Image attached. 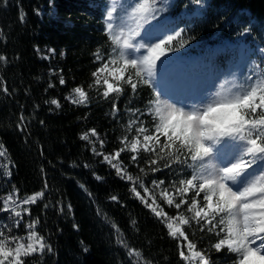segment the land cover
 I'll return each mask as SVG.
<instances>
[{"label":"trees","instance_id":"trees-1","mask_svg":"<svg viewBox=\"0 0 264 264\" xmlns=\"http://www.w3.org/2000/svg\"><path fill=\"white\" fill-rule=\"evenodd\" d=\"M104 4L105 0H0V151L5 153L0 157V208L9 196L15 199L9 211L0 212V225L12 230H0L5 236L21 237L27 246L26 225L36 221L31 231L52 251L23 255L22 264H187L181 252L187 253L189 244L210 264H234L236 253L215 249L221 239L216 231L191 221L183 228L187 239L174 238L133 192L134 187L143 196L148 189L157 209L175 218L184 207L169 206L152 182L163 180L162 188L180 187V180L192 176L182 170L191 158L186 150L183 155L177 151L178 142L161 153L163 159L129 150L135 112L150 130L157 124L146 113L155 97L140 83L135 92L121 85V92L104 95L98 73L115 50L106 31ZM195 10L191 0H170L168 11L158 17H172L171 28L183 29L165 46L161 60L174 56L163 65L166 68L179 58L204 55L236 41L245 48H264V0H208L200 14L194 15ZM237 51L226 48L219 62L226 67ZM239 80L244 82L241 74ZM76 88L85 93L83 101H75ZM85 135L87 140L82 139ZM165 139L160 137L161 144ZM117 152L119 156L111 159ZM175 155L183 163L175 162ZM117 168L122 169L119 174ZM33 196L35 203H22ZM13 208L22 219L14 216ZM16 219L20 225L12 227ZM5 247L13 248V242Z\"/></svg>","mask_w":264,"mask_h":264},{"label":"snow or ice","instance_id":"snow-or-ice-1","mask_svg":"<svg viewBox=\"0 0 264 264\" xmlns=\"http://www.w3.org/2000/svg\"><path fill=\"white\" fill-rule=\"evenodd\" d=\"M191 2L195 6H205V0H191ZM136 4L139 5L136 8L137 11H151L152 15L147 19L155 20L157 23L145 29L143 35L139 31H130L122 45L121 37L124 36V31L121 30L115 35V43L122 49L119 55L123 58L124 69L130 66L135 70L134 74L137 81L134 82L133 77L129 75L125 82L131 86L133 92L137 89V83L147 84L155 97L151 103L154 105L155 114L160 118V123L156 126L154 133L143 135L144 151L155 153L163 159L161 153L166 149L176 148L178 142L177 151L181 152V155H183L182 150H186L190 154L193 162L190 166L194 168V171L191 178L179 181L184 187L177 188L176 192L186 193L190 188L195 190L196 196H199L200 192H205L204 200L207 203L204 208L195 212V216L199 218L203 213L205 226H209L208 231L210 232L219 225L225 223L227 225L226 238L219 239V242L214 245L215 249L219 251L222 246H227L230 252L236 253L238 260L234 264H264V75H258L255 80H253L252 75H249L247 77L249 83L234 86L235 91L232 93L231 99L221 98L213 101L209 98L203 104L192 103L188 106L187 111H185L183 104L177 107L175 103H168L169 100H176V103H181L177 99L178 96L198 95L203 84L191 86L189 90L180 95L165 91L161 83L160 70L162 65L174 56H167L163 60H161V56L164 55L165 46H170L183 29H177L174 32L169 31L167 20H158L162 12L168 11L170 0H159V7L156 6V0H153L151 8H149L147 0L145 3L136 0ZM184 7L187 8L188 5L185 4ZM108 19L109 21L113 19L111 11L108 12ZM107 27L111 31L113 24L109 23ZM242 34L237 33V35ZM135 37H140L145 40V43H135ZM124 49L132 52H140L143 49L144 53L139 57L128 58ZM175 50L173 49V51ZM259 51L264 53V48L259 49ZM157 61L160 62L159 66H157ZM105 68H107V64L99 71L103 72ZM157 70H159V79H157ZM120 79H123V73H121ZM64 82L61 78L60 83L64 84ZM105 83L107 85L105 96L108 95V92L119 93L122 91L120 87H115L112 83L107 81ZM75 92L81 97L85 95L80 88H76ZM215 95L221 96L222 94L216 93ZM51 103L57 108L60 107L56 100H52ZM257 112H259L258 116ZM143 114L141 113V115ZM253 117L256 118L253 119ZM147 131L148 129L142 124L137 129L138 135L132 143L131 150L133 152H136L137 145L141 141L139 134ZM92 134L96 135L94 130ZM161 136L166 138L163 144L160 142ZM82 139L87 140L88 136L85 135ZM147 142H152V144ZM93 151L95 152V149ZM97 154L102 155V153ZM4 155L5 153L0 151V156ZM169 155L172 153L169 152ZM118 156L119 152L111 159ZM187 158L185 156V161ZM104 159L111 163L108 156H105ZM132 159L136 160V156H133ZM173 160L177 163H183L180 155L173 156ZM151 163L155 164L156 160L152 159ZM154 170L159 171L158 168ZM121 171L122 169L117 168L118 174ZM122 178L124 177L122 176ZM127 179L131 180L132 177L128 176ZM152 183L159 188L160 185L164 184V181L154 180ZM132 190L140 197V193L136 192L134 187ZM147 191L148 189H145V192ZM162 196L166 198V203L169 206L174 204L167 189L162 192ZM141 199L143 198L141 197ZM10 201H12V196L4 200L0 212L10 210ZM35 201L36 197L33 196L22 201V203H35ZM144 202L152 208L158 218L171 219L167 217V213L157 210L156 207H152V204H147V201ZM152 203H156L154 198ZM185 203L188 202L181 199L174 206L179 210L181 205ZM195 207L196 200L193 199L188 211H192ZM11 211L15 217L22 219L20 211H15L14 208ZM24 211L27 212L28 209H24ZM221 214L227 215V221ZM217 216H220L219 221L213 223ZM176 219H180V217L177 216ZM182 222L184 224L189 223L187 219ZM35 223L36 221H33L26 225V228L30 229L27 246L20 242L21 237H8L5 236L3 230H0V237H3L0 239V257H11L14 252L15 264H22L20 260L22 255L42 254L45 248L51 252V246L44 242V238L35 231H31ZM19 225L20 219H16L12 227H19ZM167 227L172 230L170 234L173 237H176L177 233H180L181 236L184 235L179 227H173V223H167ZM0 228H7L9 232L12 230L6 224L0 225ZM201 230L203 231V228ZM224 231V228L220 229V232ZM220 232H217L218 236ZM184 238L187 239V237ZM9 240L13 242V248L6 249L5 244ZM188 247L192 248L194 245L189 244ZM192 255L199 257L203 264H209L202 253L194 252ZM181 256L185 260L189 259L184 256L183 252H181ZM0 264H4V260L0 259ZM9 264L12 262L10 261Z\"/></svg>","mask_w":264,"mask_h":264},{"label":"rangeland","instance_id":"rangeland-1","mask_svg":"<svg viewBox=\"0 0 264 264\" xmlns=\"http://www.w3.org/2000/svg\"><path fill=\"white\" fill-rule=\"evenodd\" d=\"M140 3H145V0H140ZM153 3V0H147V4L149 5V8H151V5ZM159 0H156V6H158ZM208 0H205V6L199 7L195 6L196 10L194 12V15L200 14L207 6ZM139 5L136 4V0H105V4L103 6V10L105 11V24H106V31L109 34L110 38L112 39L114 43L115 50L112 52L111 56L108 58L106 62H104L103 66L107 64V68L103 72L98 73V81L101 82L106 91H107V85L105 81L108 83H112L115 87H120L121 85H127L125 81L128 79L129 75L133 77V81L136 82L137 78L135 77V72L133 73V69L129 66L127 69H124L123 66V58L120 57L119 53L122 50L120 46H118L115 43V35L118 34L121 30L124 31V36L121 37V45L123 43V40L127 38L130 31H139L141 35H143V32L145 29L150 28L152 25L156 24L157 21L155 20H148L147 17H150L152 15L151 11L147 12H140L137 11L136 8H138ZM112 12L113 19L109 21L108 19V12ZM167 20L168 24V30L174 31L173 28H171V24L173 22V18H165ZM164 19V20H165ZM109 23L113 24V29L109 31L107 25ZM134 42L137 44L145 43V40L141 39L140 37H135ZM226 48H229L231 50H235L238 48L237 52H234L232 54L233 60L227 64L225 67L223 64L219 62V56L223 52L226 51ZM262 47L255 46V47H248L245 48L243 44L238 43L236 41L233 44H222L219 45L211 50H209L206 54L202 56H195L190 55L188 57L180 58L176 60L170 68H166L162 65L160 70V76H161V83L164 87L166 92H171L176 95H180L187 90L191 86L201 85L203 84L202 88L199 90V94L196 96H178L177 99L181 101V103H176V100H169L168 103L172 104L175 103L177 107H180L181 104L185 106V111L188 110V106L192 103H198L203 104L211 98V100L215 101L218 99H231L232 93L235 91L234 86H238L240 84H247L249 81L247 80V77L249 75H252L253 80L257 78L258 75H264V53H261L259 49ZM124 51L127 54L128 58L131 57H139L144 53V50L142 49L140 52H132L131 50ZM159 61H157V66H159ZM101 67V68H102ZM123 73V79H120V75ZM243 76V83L239 80V75ZM157 79H159V70H157ZM116 92H108V95L113 94ZM216 93H221V96L215 95ZM77 98H75V101H83V97H81L77 93ZM150 107L146 111L148 115L151 116V118L157 122L156 126L160 123V118L158 115L154 112V105L151 103L149 105ZM150 109H153L152 111H149ZM141 117V115H139ZM133 119L131 121V124L133 127V139L128 144L129 150L137 154L138 152L144 150V141L142 139L143 135L146 134H152L155 132L154 127L153 130L149 129V125L145 123H141L139 121V117L137 118V113L135 112L132 115ZM141 124L148 129L146 133H140L141 141L137 145L136 152H133L132 149V143L135 141L136 136L138 135L137 129L141 126ZM150 145L152 142H147ZM1 157V156H0ZM193 162L191 161L189 164L186 165V168H182L183 172L185 171H191L193 174L194 168L191 167ZM186 169V170H185ZM184 180V179H183ZM186 180V179H185ZM180 187H184V185L180 184ZM179 188V187H177ZM176 188V189H177ZM154 189L157 190L158 194H161V197L166 200L162 196V192L167 189L170 198L173 199L174 203L180 201L181 199H184L186 201H189L190 203L187 205V203L182 204V207H184L183 212L179 213L177 216L180 217V219L171 218L166 219L165 217H160L166 224L167 223H173V227H179L181 229V232H183L184 226L187 224H184L182 221L184 219H187L189 222H194L199 225H205V222L203 220V213H201V217H196L195 212L198 211L201 208H204L207 201L204 200L205 192H200L199 196H196L194 189H189L186 193H177L176 189L172 188H162L159 186V188L155 187ZM235 190V189H234ZM207 191V190H205ZM144 195H140L139 198H143L144 201H147V204H152V207H156V203L153 204V194L149 191L145 192V189L143 190ZM7 199V198H6ZM193 199L196 200V207L192 209V211H188L189 205L192 204ZM14 197H12V201L9 202V205L14 202ZM215 202V198H214ZM187 205V207L185 206ZM150 208V207H149ZM152 210V208H150ZM158 210V209H157ZM207 210V209H205ZM225 217V221H227V215L221 214ZM168 217V216H167ZM170 218V217H169ZM220 216L216 217V220L213 221V223H216L219 221ZM209 227V226H206ZM168 228V227H167ZM224 228V232H220V229ZM226 223L223 225H219L214 231L220 232L221 238H226ZM169 232L171 233V229H169ZM184 234V232H183ZM185 234L183 236L180 235V233H177L176 237L180 240H185ZM222 248H227V246H222ZM228 249V248H227ZM194 252H199L195 250V248H190L187 253H184V256L188 257L189 259L185 260L187 264H203L202 260L199 257H195L192 255ZM201 253V252H200ZM203 255V254H202ZM23 256V255H22ZM20 257V260L22 258ZM204 256V255H203ZM238 256V255H237ZM205 259H207L204 256ZM0 259L4 260V264H9L11 261L12 264H15L14 256L3 258L0 257ZM208 260V259H207ZM209 262V260H208ZM210 264V263H209Z\"/></svg>","mask_w":264,"mask_h":264}]
</instances>
